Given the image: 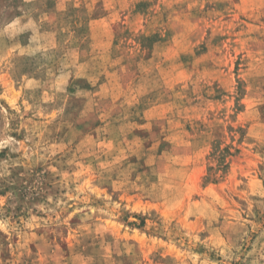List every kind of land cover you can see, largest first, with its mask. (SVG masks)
I'll list each match as a JSON object with an SVG mask.
<instances>
[{"label":"rangeland","instance_id":"rangeland-1","mask_svg":"<svg viewBox=\"0 0 264 264\" xmlns=\"http://www.w3.org/2000/svg\"><path fill=\"white\" fill-rule=\"evenodd\" d=\"M0 264H264V0H0Z\"/></svg>","mask_w":264,"mask_h":264}]
</instances>
